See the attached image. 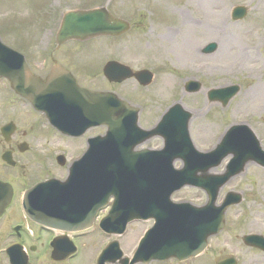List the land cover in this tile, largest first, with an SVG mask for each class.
Wrapping results in <instances>:
<instances>
[{"label":"rangeland","instance_id":"obj_1","mask_svg":"<svg viewBox=\"0 0 264 264\" xmlns=\"http://www.w3.org/2000/svg\"><path fill=\"white\" fill-rule=\"evenodd\" d=\"M99 1L106 2V0ZM93 2L92 0H0L1 35L5 40L18 39L22 32L26 33L23 30L30 28L33 32L34 27H39L37 20L33 18L48 14L51 8L68 3L72 7L82 9ZM108 8L113 14L122 17H130L133 13H138L144 22L137 31L129 32L121 38H97L90 41L97 43L98 48L103 51L100 53V58L126 60L133 68H149L154 72L152 83L144 88L131 80L121 85H110L106 82L107 89L119 93L125 99L126 96H131L130 101L141 110L139 121L143 127L152 126L169 105L180 101L191 113L189 134L198 150L210 149L228 125L238 123L248 124L264 148V32L262 30L247 33L246 28L249 24L242 23L241 27H238L239 31L233 32V23L229 24L228 18L218 16L217 29L213 35H209L207 31L195 32L193 24L188 23L189 18L196 16L192 0H110ZM184 12L187 23L182 26L180 23ZM22 15H26L29 19L21 21ZM171 17L174 22H171ZM252 19L253 17L249 20L253 21ZM26 21L29 24H26ZM148 22L152 24V30ZM5 25L13 28V32L5 33ZM176 29L178 33L175 32ZM163 34H167L169 40L164 38V41ZM174 34L176 40L172 38ZM212 38L217 40V50L211 55L199 53L201 46ZM44 41V36H41V42ZM190 77L202 84L201 90L196 93L183 91L184 81ZM235 83L239 85V92L226 106L221 107L215 102L207 101L208 89ZM141 147L160 148L161 139H151ZM228 158L226 157L210 172L221 173ZM179 166L180 161H175V167ZM187 189H189L187 192L183 190L175 196L201 198L202 203L205 201L204 193ZM228 189H241L242 201L240 205L228 208L229 229L223 232L218 240L210 239L208 255L215 247L214 242L221 241L224 245L228 241V235L234 236L236 234L234 232L238 230H241L240 234L252 232L264 235V169L254 163H247L241 174L223 185L219 199ZM238 219L241 221L240 224L237 223ZM226 246L227 244L225 248ZM232 247L239 256L241 264H264V254L254 250L242 252V248L236 246V243Z\"/></svg>","mask_w":264,"mask_h":264},{"label":"flooded vegetation","instance_id":"obj_2","mask_svg":"<svg viewBox=\"0 0 264 264\" xmlns=\"http://www.w3.org/2000/svg\"><path fill=\"white\" fill-rule=\"evenodd\" d=\"M233 1L246 3L253 10V21L248 22L247 33L264 31V0H192L196 16L193 20L189 18L188 23L193 24L195 32L207 31L213 35L218 16H231L227 6ZM131 18V29L136 30L143 24L137 17ZM186 23L184 12L181 25ZM58 29V25L42 30L36 27L33 32L21 33L18 39L3 37V41L10 42L23 55L29 72L40 80L44 81L58 67L71 73L78 85L104 91V63L99 54L86 52L80 48L82 44H58ZM150 29H153L152 24ZM44 33L48 37L42 43ZM162 38L169 40L167 34ZM67 85L63 80V85L54 89V95L69 96L70 92L64 90ZM31 95L15 89L7 78H0V264H164L158 260L131 262L138 241L153 222L150 219L129 222L123 232L111 233L100 225L108 205L97 210L91 223L75 226L61 227L37 218L38 209L33 204L37 187L45 181L63 179L71 162L88 151L89 138L105 134V125L88 127L78 136L68 135L26 99ZM59 103L63 107L67 101ZM226 244L235 250L231 239L224 245L221 241L214 242L209 259L196 261V257L181 264H215L218 254L230 252ZM217 246L222 249L217 250ZM236 246L242 248V252L254 250L242 241L236 242Z\"/></svg>","mask_w":264,"mask_h":264},{"label":"water","instance_id":"obj_3","mask_svg":"<svg viewBox=\"0 0 264 264\" xmlns=\"http://www.w3.org/2000/svg\"><path fill=\"white\" fill-rule=\"evenodd\" d=\"M238 11H242V9ZM68 20V26L71 27L68 35L74 38H84L97 34L114 35L126 28V25L120 24V20L113 19L104 8L101 10L73 13L70 15ZM212 47H215V45L212 44ZM5 52L10 51L5 46L0 44V75L8 76L13 79V82L20 85H24L25 82L27 84L28 81H22L19 74L12 73L14 71L15 64H13V62L6 61L7 57ZM124 68L125 70L122 67L120 68V65L116 62H109L106 64L105 72L109 80L120 81L123 78L131 76L129 69L127 67ZM134 75L143 85L148 84L151 80V74L147 71H140ZM185 88L187 91L193 92L199 89V84L189 81ZM237 90V86H230L223 89L210 90L208 95L210 99L219 100L223 105H225L227 101L237 92ZM83 92H85L83 94L84 99L90 102L91 107H94L98 113L99 110H103L101 103H103V101L105 102L104 115L106 124L108 125V131L105 137L107 142L105 159V179L107 185L110 184L109 186H111L114 183V180H116L118 184L121 182L120 184L122 186H127L130 184L136 185L137 181L142 186H144L149 181L150 184H156V187L164 188L166 190L170 187L168 183L174 179L171 180V176H166L164 177L163 181H160L161 179H159L157 176L162 171L171 172L172 161L174 158L179 156L183 157L186 166H191L190 159L192 157V152L186 148V145H190V140L187 134V125L190 114L184 112L179 104L172 106L167 115L164 116V118L155 128L150 131H144L139 129L137 126L136 108H129L127 104L119 101L115 95L110 93H102L98 95L87 93V91ZM155 134L161 135L164 138V142L166 144V149H163L161 152L157 153V155H159V159H157L156 163L146 164L144 162H138V164L133 167L130 165L125 166L121 160L115 158V155L112 154L113 142L116 139L126 140L130 137L133 140L132 142L127 143L129 146L128 151H130L137 142ZM229 153H231L233 157L230 163L227 165L226 172L224 174L221 176L219 175L217 177H212L213 182L210 183L209 181L211 179H208L210 176H207L205 173H203L204 175L202 174V176L198 177V181L195 182L197 185L203 187L209 186V204L210 202L213 203L215 200V196L219 187L229 177L239 173L245 163L248 161H255L264 166V150L261 149L259 141L254 136L253 132L246 125H236L231 126L228 129L221 142L213 151H211V153L204 155L210 160L201 161L199 170L204 171L208 167L219 164L221 159ZM197 169L198 168L186 173L183 172V174L175 172L174 175L179 174L181 175L180 178L184 177V179L187 176L193 177L196 176L195 171ZM149 171H152L154 175H152L153 177L143 175L148 174ZM66 183L67 182L61 184L58 183V188L66 189ZM232 201V196L227 195L223 204L218 208L217 217L214 219L204 217L203 215L200 217V214H198L195 218H193V220L188 219L184 228L179 229L182 227L180 225L172 228L173 231H170V254L180 257L195 254L198 251H201L206 245L207 237L223 227L222 215L224 209ZM183 237L188 239V243L192 246L184 248L181 246L183 244L182 241L172 243V241ZM255 238L256 237L250 236L245 237V240L252 241ZM188 243L186 242V244Z\"/></svg>","mask_w":264,"mask_h":264}]
</instances>
